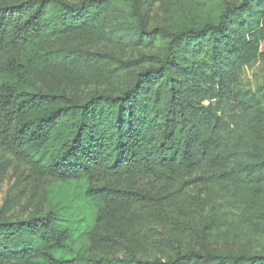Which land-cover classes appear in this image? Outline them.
<instances>
[{"label": "trees", "instance_id": "16d2710c", "mask_svg": "<svg viewBox=\"0 0 264 264\" xmlns=\"http://www.w3.org/2000/svg\"><path fill=\"white\" fill-rule=\"evenodd\" d=\"M114 1L0 0V142L39 175L82 180L107 219L100 231L78 233L53 206L25 218L0 211V264H264V248L170 251L153 244L159 255L147 257L128 236L108 233L134 228L135 205L165 206L177 175L231 182L245 204L264 198V90L240 84L244 68L264 58V0L226 2L213 21L174 31L146 29L144 0H127L139 38L151 44L160 37L164 50L125 61L73 44L97 32ZM54 39L61 45L51 46ZM106 56L118 70L152 64L133 72L119 93L84 100L38 83L55 69L91 71L87 60ZM110 66L101 69L114 71ZM139 176H153L161 188L109 182Z\"/></svg>", "mask_w": 264, "mask_h": 264}, {"label": "rangeland", "instance_id": "374dc122", "mask_svg": "<svg viewBox=\"0 0 264 264\" xmlns=\"http://www.w3.org/2000/svg\"><path fill=\"white\" fill-rule=\"evenodd\" d=\"M238 1L144 0L139 9L140 22L139 17L131 12L130 1L115 0L110 13L99 23L97 32L85 34L84 38L75 40L73 44L81 43L85 50L97 54L106 53L124 61L141 56L144 59L162 56L164 40L156 37L151 44H146L148 41L144 40L145 37L139 38V22L146 29L161 27L174 31L203 21H213L226 2ZM127 36L133 37L132 41L127 40ZM61 43V39H54L50 45L57 47ZM111 61L112 58L107 56L102 57L99 63H94L93 58L88 59L91 71L55 69L39 78L38 83L44 90L64 89L70 95L84 100L97 93H119L133 72L152 64L145 62L118 70L114 68V63H109ZM106 62L114 71L101 69ZM240 81L245 90L258 87L264 90V58L245 67ZM196 175H177L166 186L165 206L135 205L131 213L136 218L129 216V220L132 218L135 222L134 228L118 234L110 229L109 236L115 239L128 236L134 245L139 244L140 252L147 257L159 255L157 250L151 249L153 244L170 251L175 248L181 251L206 249L231 253L262 250L264 198H257L258 202L255 203H242L238 197L239 189L231 182L212 183ZM109 182L112 185L125 183L146 191L161 188L159 180L153 176L120 180L114 178L109 179ZM84 188L82 180L61 182L39 175L0 142V211L5 217L25 218L31 212H44L48 206H53L64 215L68 223L78 227V233L82 230L96 231L98 226L100 231L104 226L101 224L107 220L101 212L105 209L87 196ZM173 199L176 201H171Z\"/></svg>", "mask_w": 264, "mask_h": 264}]
</instances>
